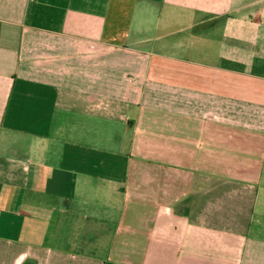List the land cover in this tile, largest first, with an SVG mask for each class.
<instances>
[{
  "label": "crops",
  "instance_id": "1",
  "mask_svg": "<svg viewBox=\"0 0 264 264\" xmlns=\"http://www.w3.org/2000/svg\"><path fill=\"white\" fill-rule=\"evenodd\" d=\"M0 264H264V0H0Z\"/></svg>",
  "mask_w": 264,
  "mask_h": 264
}]
</instances>
